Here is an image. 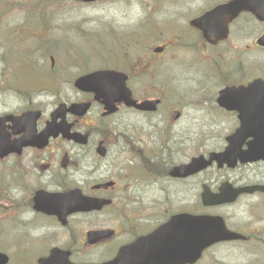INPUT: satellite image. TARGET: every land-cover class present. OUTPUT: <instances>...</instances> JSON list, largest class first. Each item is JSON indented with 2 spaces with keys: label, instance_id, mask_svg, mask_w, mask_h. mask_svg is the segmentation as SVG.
Here are the masks:
<instances>
[{
  "label": "flooded vegetation",
  "instance_id": "flooded-vegetation-1",
  "mask_svg": "<svg viewBox=\"0 0 264 264\" xmlns=\"http://www.w3.org/2000/svg\"><path fill=\"white\" fill-rule=\"evenodd\" d=\"M184 7H181L183 11ZM205 10L200 9L189 18V23L186 21L180 27L176 37L185 34L196 38L191 48L196 53L217 49L219 65L213 75L217 76L218 89L210 93L207 82L194 84L192 78L189 93L208 99V96L218 97L219 91L226 87H247L257 79L264 81V47L256 43L264 33V22H260L258 31L246 28L242 31L237 27L238 22L243 15H249L243 14L230 24L228 38L211 48L201 31L190 24L192 18ZM116 47L125 49L127 46ZM159 47L164 50L158 52L152 47L151 55L128 61L125 66L99 67L125 72L133 98L138 102L157 101L155 110H140L118 103L115 113H107L94 93L76 89L75 99L54 101V108L49 111L34 102L30 95H24L26 101L19 109L0 113L2 116L19 115L28 110H41L37 121L40 133L59 103L90 104L85 113L81 110L67 112L68 135L59 132L44 145L23 146L0 158V252L7 255L3 264H116L115 259L123 247L154 232L173 214L195 212L193 203L178 205V201L171 198L178 192V182L184 183L183 190L192 191L195 179L201 186L196 210L201 209L206 215H221L226 222L225 209L235 206L248 211L244 220L235 221V226L227 223V226L242 235L235 242L252 246L250 264H264V158L246 163L239 158L234 167H219L213 162L201 172L185 177L172 174L177 165L189 163L195 155L208 156L211 151L189 154L178 149L179 144H186L191 133L186 127L178 132L187 114L173 93L166 89L165 84L171 78L169 66L160 67V60H166L170 45ZM138 82L145 84L141 91L135 87ZM257 90L264 99V84H256L254 92ZM244 94H235V99H251L254 95L251 89ZM225 112L235 119L230 134L241 127L239 111ZM252 114L248 110L247 115ZM2 126L0 130L7 133L11 144H19L17 139L27 138L24 126L16 131L10 121ZM250 129L260 131L264 126ZM227 135L220 150L226 146ZM239 144L242 149L251 145L264 147V140L255 141L253 135ZM247 171L251 175H247ZM226 182L232 187L255 188L240 194L232 203H202L204 192L219 193ZM161 191L165 192L164 202ZM82 197L104 199L106 203L99 207L82 205ZM99 230L108 232L93 241V233Z\"/></svg>",
  "mask_w": 264,
  "mask_h": 264
},
{
  "label": "rangeland",
  "instance_id": "rangeland-1",
  "mask_svg": "<svg viewBox=\"0 0 264 264\" xmlns=\"http://www.w3.org/2000/svg\"><path fill=\"white\" fill-rule=\"evenodd\" d=\"M182 1L111 0L84 4L81 0H0V113L19 109L26 101L24 95H30L34 102L49 111L58 99H75L76 90L70 80L78 74L104 63L134 61L151 55L154 45L172 43L166 60H160V67L169 66L171 78L165 84L166 89L173 93L187 114L178 132L186 127L191 133L186 144H179L178 149L189 154L220 150L234 126V117L218 106L215 95L201 99L189 93L192 78L194 84L207 82L210 93L217 91V76L213 75L217 69L213 62L219 65V54L211 50L202 57L191 49L196 38L185 34L178 44L173 42L180 27L205 5L204 0H186L185 4ZM218 1L211 0L210 6ZM183 5L186 6L184 11ZM248 19L253 18H243L238 27L242 31L245 28L258 30V23ZM121 35L124 38L117 43L116 38ZM121 44L132 48L127 53L123 50L107 52L111 45ZM50 55L57 64L54 73L47 72ZM204 61L209 62L208 67L203 65ZM38 73L45 78L46 86H42ZM138 83L135 86L139 91L145 84ZM246 173L251 175L250 171ZM176 187L178 192L171 198H175L178 205L186 202L198 205L201 186L197 179L192 191L183 190L184 183L178 182ZM160 194L164 202L165 192ZM162 208L164 215L165 206ZM225 212L229 226H235V221L248 216L247 210L235 206ZM251 248L249 243L218 244L210 248L198 264H250Z\"/></svg>",
  "mask_w": 264,
  "mask_h": 264
},
{
  "label": "water",
  "instance_id": "water-1",
  "mask_svg": "<svg viewBox=\"0 0 264 264\" xmlns=\"http://www.w3.org/2000/svg\"><path fill=\"white\" fill-rule=\"evenodd\" d=\"M85 1L90 2L95 0ZM242 10H250L260 19H264V0H232L196 18L192 23L203 31L204 36L209 41L216 43L227 36L229 22ZM261 42L264 43V37ZM75 86L83 90L94 91L97 98L108 101L109 105H114L116 101H125L130 105L136 104L135 101L131 100L130 90L126 86V76L121 72L114 70L95 71L78 78L75 81ZM259 100V103H257L252 111L255 115L250 118L246 116L248 120H246L245 116L242 117L243 130L241 133L244 136L256 135L254 132H248L247 125L264 124V105H262L264 100L261 104V100ZM218 102L220 105L229 109L234 108L233 101L226 99L225 95H221ZM153 104H155V102L146 101L138 105V107L152 109L154 108ZM76 105L77 104H74L71 109L76 107ZM62 109H64V107L61 106L56 114H61ZM39 116L40 112L29 111L21 116L7 115L5 118L0 119V122L10 119L16 127H21L23 125L30 126L29 137L25 142L19 144V146L22 147L25 144H37L39 141H46L47 137L54 131L52 123H49L46 133L37 136L35 127ZM237 134L239 133H234L229 137V145L224 152L211 154L209 162L205 161L204 156L201 155L195 157L190 165L179 167L177 169L178 172L182 175H187L190 172L195 173L208 164H211L214 159L218 161L219 165H223V163L227 162L232 166L235 165L237 157H242L241 159L243 162L258 157H264V147H250L248 150L242 151L236 142ZM259 139L260 137L256 138V140ZM15 147L14 144L9 143L8 138L4 136V134H1V157L13 151ZM243 191V189H237L230 195L221 192L218 195L210 196L211 198H209V200H207V196L204 195V202L219 204L233 201L236 199L237 195ZM192 226L193 233L191 234ZM238 237H240L238 233L231 232L225 227L221 217L179 214L150 235L147 241L143 240L134 245L133 250L136 256L134 264H142V262H144L143 251H145L148 261L152 259V262H149V264H185L187 262H194L199 258L202 250L211 243L209 239L212 238L214 241H217L222 238L232 239Z\"/></svg>",
  "mask_w": 264,
  "mask_h": 264
}]
</instances>
